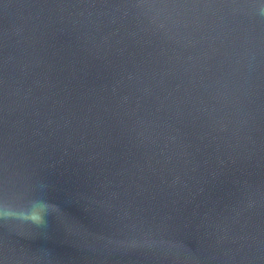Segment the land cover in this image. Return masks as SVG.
I'll return each mask as SVG.
<instances>
[{
    "label": "water",
    "instance_id": "water-1",
    "mask_svg": "<svg viewBox=\"0 0 264 264\" xmlns=\"http://www.w3.org/2000/svg\"><path fill=\"white\" fill-rule=\"evenodd\" d=\"M0 264H261L264 0H0Z\"/></svg>",
    "mask_w": 264,
    "mask_h": 264
},
{
    "label": "clouds",
    "instance_id": "clouds-1",
    "mask_svg": "<svg viewBox=\"0 0 264 264\" xmlns=\"http://www.w3.org/2000/svg\"><path fill=\"white\" fill-rule=\"evenodd\" d=\"M54 211L56 206L41 198L29 200L24 208H18L12 202L6 201L0 203V221L5 224L17 221L39 227L46 223L47 215Z\"/></svg>",
    "mask_w": 264,
    "mask_h": 264
}]
</instances>
